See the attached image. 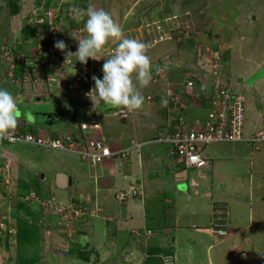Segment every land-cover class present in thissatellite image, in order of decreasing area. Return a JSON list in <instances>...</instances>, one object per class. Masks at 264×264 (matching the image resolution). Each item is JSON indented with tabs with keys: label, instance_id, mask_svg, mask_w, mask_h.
I'll return each mask as SVG.
<instances>
[{
	"label": "rangeland",
	"instance_id": "1",
	"mask_svg": "<svg viewBox=\"0 0 264 264\" xmlns=\"http://www.w3.org/2000/svg\"><path fill=\"white\" fill-rule=\"evenodd\" d=\"M11 1L18 4L19 14L16 17L10 16L12 5L10 6L9 3ZM55 2L59 5L58 8H56V5L53 6ZM46 4H48L47 8H45ZM81 5H85L86 9L89 5L97 9L103 8L122 27L126 37L139 39L151 45L148 55L151 57L153 65L152 82L154 81V85L159 87L163 85L168 86L172 81L177 84L183 83L184 79L198 75L193 70L199 68H202L199 74L206 73L209 75L213 63H217L216 59L221 60L220 64L223 67V72H219L218 79L221 80L222 84H228L231 90L238 91V85H236L238 83L241 84L242 91L246 89L247 93H249L246 97L245 132H256L263 126L264 85H253L252 80L258 76L264 79V0H0V46L2 45V47L6 48L19 47L21 51H17L15 54L23 53V56L26 58L32 56L29 60H32L34 63V65L26 63L27 66H31L35 70H33L34 74L32 78L29 76V70L23 71L26 78L23 90L20 93H17L16 85L11 84L9 77L0 76V82L6 84L2 89L8 90L14 96L20 94V96L28 98L24 100L22 97H19L22 101L20 106L26 112L25 116L21 118L22 120H28V123L34 120L42 128V131H45L48 130L45 128L47 126L46 120L43 119V117L47 118L45 113H50L48 114L50 117L47 119L53 118L52 121L62 116L64 120L59 125L56 123L51 127L48 126V128L56 131L59 135L75 134L77 130V136L79 135L81 130L79 129V122L75 117H78L81 112L78 104L80 101L82 102L83 95L80 94V90L82 92L89 91L91 85L87 80L83 79L76 82L77 76L70 75L72 79H65V74L71 73V70L63 68V66L61 69L64 70V75L61 77L64 78L59 83L61 86L57 87V83L51 82L50 79H43V71L48 72L49 67L45 63L44 65H40L39 62L40 59L50 60V58L49 56L45 57L43 54L45 45H41L40 47L39 42L44 39L48 32L46 29L41 28V24L38 26L34 39L24 40L20 32L23 29L22 26L34 24L40 17H45L48 11L47 15H52L51 20L55 15L59 16L60 21L55 26L57 33L59 29L62 32V29L65 28V32L72 34L76 31L75 35H82L84 37L86 35L84 31L82 34H78V30L84 28V21L78 22L76 19H73L68 11L73 6L81 8ZM161 21H165L166 24L172 23L175 28H179L178 30L182 28L183 31H181L183 33L176 35L172 40L156 44L154 42L156 36L155 25ZM71 22L74 26H72ZM184 33H187L188 36H185ZM112 43H114L113 47H107ZM118 43L119 41L111 40L102 49V52L99 53V61L95 67L98 68L99 65V67H103L105 59L111 57L105 54L112 53L110 55H113ZM40 52L42 56L39 55ZM36 53L38 58L36 57ZM46 55L48 54L46 53ZM57 63L58 61L54 60L49 65L53 70L57 71ZM95 67L93 75L97 71V69L95 71ZM256 69L258 72L250 78L245 76L241 78L242 83L237 80L243 75H250L251 71L254 72ZM100 70L102 71L101 68ZM53 75L57 76V72ZM234 78H236L237 83L235 80L233 81ZM32 79L36 82L34 83ZM157 81L159 82L157 83ZM212 82L210 79L205 80L208 88ZM78 83L80 88L78 87ZM195 83L198 84L196 79ZM75 86L76 90L74 91ZM33 87L37 88V90L33 91ZM170 89L173 90V88ZM51 93L53 94L52 97H62L59 99L57 105L53 103L54 100L49 99ZM32 94L42 95V97H45V100H34L32 97H29ZM96 105V112L103 115V107L101 109L98 103ZM170 107L166 108L165 115L171 114L174 108L173 106ZM191 108L195 110L197 109V105L192 102ZM82 114V122L90 121L89 118L92 117L91 111L85 110ZM115 116L116 123L119 124L125 121L122 117ZM26 121H23L24 125L20 124L18 127L27 128L28 124ZM168 123L169 121L166 120L157 131L155 137L166 136ZM33 133H36L35 129ZM155 144H157V141H154V143L147 141L144 146L153 147ZM161 145L164 150L168 149V145ZM161 147L160 152L163 151ZM245 147L249 149L247 145ZM110 148L114 149L111 146ZM230 148L231 146L228 144L207 145L203 148V156L208 157V159H223L216 164L213 174L217 170L220 177L235 176L234 183L232 184L234 191L236 192L238 189L241 194L242 192L245 193L240 206L242 207L241 217L244 220L240 221V223H242V227H245L248 223L253 224L257 220V218H254L253 209H255L257 214L261 213L257 203L258 200L260 201V195L262 197L264 193L262 189L264 186V179L262 178L264 176L262 177L258 174L260 170L259 166L257 167L255 164L252 168L249 155H247V159H242L241 153L227 155L224 151ZM4 156L13 157V170L15 168L16 170L13 171V178L10 177V180H12L9 184H7L9 181L6 182V179H0V219L1 217H7L4 216L7 209L10 212L13 209L12 214L8 216L11 219H9V222L5 226L9 227L11 224L10 230L12 232L10 235H15V239L11 240L10 235H7L8 232L6 231L0 232V237L5 241L3 244L0 243V264H7V262L3 263L2 261V259L6 258H11V262L8 264H13L14 260L19 257V253L22 259H36V264H143V259L141 260L139 257L142 254V249L149 247L148 244L151 238L138 240L135 235L144 232V229H150L148 227L141 228V224L136 225V223L131 224L130 222L129 225L124 226L122 224L118 227L117 223L120 218L114 217L111 212L115 210L116 214L124 215V207H129L126 204L132 203L134 207L131 208L130 212L131 214L135 213L134 218L140 219L148 204L149 209L157 213L158 218H160L159 220H167L168 222L167 216L169 213L166 206L162 212V206L158 207L159 204H157L156 200L168 197L171 201L178 202L180 201V193H186L187 191L186 181L184 186L176 188V190L170 189L171 185L169 181H166V184L163 182L164 185L162 183L153 185L151 192L154 195H148L145 201L143 195L139 196L141 192L137 195H127L128 186L134 185V180L139 178V174L134 168L130 169V174H125L126 172L122 170L123 163L121 160L105 161L103 164L95 166L81 162L75 154L36 148L21 142L4 147L3 141H0V162L6 161ZM169 161L171 164L174 163L171 159ZM132 164L137 168V164L134 162ZM118 168H121L120 174H118ZM58 172H63L72 179V185L68 189L61 190L55 187L53 179ZM149 173L154 178L162 175L159 177L160 180L163 176H168L166 172L161 174V171L158 170L150 171ZM191 173H198L204 176L211 175L208 174L207 168L192 171ZM94 174L113 178V187L102 189L97 184L100 178H96L95 187L97 188V192L94 193L95 191H93L92 186L89 185V180H91V176ZM249 174H251L252 178L250 188L253 196L251 197L248 196L246 190ZM185 179L187 180L188 178L185 177ZM240 182L241 186L239 185ZM229 184L227 182L225 187H228ZM45 188L53 189L51 192L52 194L54 192V197H50L49 190L42 191ZM136 189L140 191L139 186H136ZM38 191H42L44 194L41 192L39 195L37 194ZM28 192L29 195H27ZM30 193L33 194L30 195ZM36 194L38 195V200H36ZM121 194H124L123 198H119ZM26 195L28 200L22 202L23 200L21 201L19 198L25 199ZM210 195L215 201L217 200L215 195L211 193ZM220 196L222 198L221 201L228 204L227 206L230 208L228 194L221 191ZM179 203L184 204L182 201ZM191 203L192 205L188 208L187 212H182L181 219L183 220V224L189 222L187 219H190L189 213L194 210V206L198 213H200L201 209H207L209 201L205 202L195 198L194 202ZM23 205L33 211L32 217L26 215L28 208L22 207ZM69 205H72L74 208L78 206L77 209L81 213L77 218H74L70 213H66L67 218H62L64 210ZM201 214L197 215L205 220L203 226H207L209 217L202 211ZM70 217L72 218L70 219ZM19 218H25L29 222L33 218L40 225L35 229L28 226L24 228L30 231L26 239L29 238L31 232L34 233V236L31 237V239L34 237L31 244L19 243L20 231L17 229L19 228ZM237 223L240 224L239 222ZM115 225L118 227V230L128 229L125 233L123 231L116 232L117 234L114 233V236H111L107 232H113ZM258 225L259 227L245 228L244 234L240 233L233 236L235 237L232 239L234 243L230 244L233 248L230 253L233 255L230 258L225 257L221 253L226 244H228L230 238V236L227 237L228 234L225 237L222 236L223 238L212 235L213 238L206 237V241H194L190 237L191 240H187V243L182 244L180 249H176L177 257H179L175 259L173 264H208L207 257L216 260L211 259V264H264V258H262L264 256V239H262L264 228L261 226L260 219ZM150 226L155 225L151 224ZM235 226L232 218L230 220V215L229 217L227 216L225 227L229 233L230 229L231 233L234 232V228L237 229ZM261 227L262 232L260 230ZM94 233L99 239L94 237ZM158 233H161L162 237L163 234L165 235L162 230L161 232L151 230L148 236L159 237ZM242 236L247 237L248 244L244 245V243L238 241V238ZM2 238H0V241ZM26 239L24 236L22 237V241ZM153 242L155 243V241ZM158 243L161 244L163 241L156 242V244ZM216 243L219 244L207 250V247L210 246L209 244ZM130 245L138 247L140 252H136L137 255L135 254L134 261H131V258L126 256L129 252L131 253L132 246ZM90 247H93V253L89 257L85 256L82 250H89ZM214 248L221 251L217 256L218 259H216L217 257L213 253ZM144 253L141 257L144 256ZM79 256L88 260L83 261ZM132 259L134 258L132 257ZM129 260L130 262H127ZM164 264H166L165 259Z\"/></svg>",
	"mask_w": 264,
	"mask_h": 264
},
{
	"label": "built area",
	"instance_id": "2",
	"mask_svg": "<svg viewBox=\"0 0 264 264\" xmlns=\"http://www.w3.org/2000/svg\"><path fill=\"white\" fill-rule=\"evenodd\" d=\"M47 12L45 17H40L39 20L34 22V24L45 25L48 21L49 25L48 35L46 39L39 42V46L41 47V45H45V48H43V54L45 57L49 56L50 60L40 59L39 64L44 65L45 63L49 68H52L49 63L51 64L52 61L57 60L58 62L71 66L77 73L76 82H79L81 79L87 80L91 85V89H93V69L99 61V53L97 56L98 60L89 59L87 64L78 62L75 57H71L65 62V53L54 47L55 42L63 40L67 45V50L75 53L78 48L79 39L77 37H68L64 35V33H57L53 22L57 20L58 15H55L51 20L52 15L48 16L47 14L49 12ZM155 29L156 36L154 42L156 44L172 40L176 35L183 33L182 28L178 30L179 28H175L172 23L166 24L165 21L156 24ZM81 31L82 30L80 29L78 33H81ZM184 35L188 36L187 33H184ZM15 53L16 52H13L11 48L2 47V45L0 46V68L6 69V76L11 80V84L18 85V81L12 79L14 70L18 65L27 66V62L30 64L32 63L33 65L34 63L32 60H29L32 56L26 58L23 56V53ZM46 53L48 55H46ZM39 55L42 56L41 52ZM216 61L217 63H213L209 75L206 73L199 74V71H201L202 68L195 69L193 71L198 75L184 79L183 83L177 84V86L167 95L174 108L171 112L173 115L178 114L179 110L189 111L191 109V106H188L187 104L191 99L188 100L187 97L196 99V102H198L197 109L199 110V113L193 116L189 114L191 118L189 117L186 120L181 117L177 123L169 121L166 129V136L155 137V139L150 141V143L157 141L158 144L168 145L169 155L175 160V163L182 166L185 170H200L207 168L208 161L203 156V148L211 144L244 143L251 148L252 152L264 153V124L256 132H245L246 97L243 94L234 93L231 89L227 88L225 84H222L221 80L218 79V76L219 72H222L223 67L220 64L221 60L216 59ZM28 67L35 70L31 66H27L24 68V71H27ZM195 79L198 84L195 83ZM207 79L213 81L209 88L205 84V80ZM90 90L81 92L83 95L81 103L83 107L81 108L84 112L85 110L91 111L92 117L89 118L90 121L87 120L79 123V129L81 131L78 136L77 130L75 134L69 133L64 135L44 134L42 129H38L36 133H22L16 130L10 139L3 140L4 147L16 142H21L36 148L55 150L72 155L75 154L82 162L95 166L101 165L105 161H127L133 150H140L147 142L133 143L131 146L123 149H111L100 129L99 113L96 112L97 105L95 99H91L88 95ZM148 100H150V98H148ZM192 102L195 101L191 100V103ZM129 113L132 112H129L124 108H118L115 111L114 116L118 115L124 118L127 117ZM4 158L6 161L0 162V179H6V182L9 181L7 184H9L12 180H10V177L13 178V162L7 157ZM262 189L264 191V186ZM29 192L27 195H29ZM31 194L33 193H30V195ZM126 194L136 195V187L134 185L130 186ZM27 195L23 201L28 200ZM262 195L264 202V193ZM123 196L124 194H121L119 198H123ZM36 200H38V195ZM77 208H74L72 205L67 206L62 218H67L66 213H70L74 218H77L81 213ZM4 216L7 217H1L0 219V232L6 231L11 233L12 231L5 226L9 221V215L6 213ZM71 218L72 217H70V219ZM223 223H226L225 217H221L214 221V229L209 230V232L212 235L215 234L219 237H225L228 234V229L226 230L225 224ZM146 230L147 229H144V232L135 235L137 236V239L148 238L151 230ZM0 242L3 243V238Z\"/></svg>",
	"mask_w": 264,
	"mask_h": 264
},
{
	"label": "crops",
	"instance_id": "3",
	"mask_svg": "<svg viewBox=\"0 0 264 264\" xmlns=\"http://www.w3.org/2000/svg\"><path fill=\"white\" fill-rule=\"evenodd\" d=\"M72 26H74L73 23H72ZM82 33H79V34H82ZM75 34H76V31H74L70 35L76 36L79 40L81 38H83L82 35H75ZM17 40H18V38H17ZM113 44L114 43L109 44V46H107V47L111 48V47H113ZM110 54H112V53L105 54V55L112 56ZM99 66H98V68L95 67V71H96V69H97V71L95 72L94 76L99 77V78L101 77V79H102L103 78V71H101L100 68L102 69L103 67H99ZM222 72H223V69H222ZM256 72H258L257 69L254 72L251 71L250 75H243L237 80L240 83H242L241 78H244V76L247 78H250L252 75L256 74ZM1 75H2V73L0 72V76ZM234 80L237 83L236 78H234L233 81ZM153 82L151 80L150 84L147 87L139 89L140 92L142 93V95L146 99L144 107L141 110L132 111V113H129L127 115V117L123 118L125 121L120 120V121H124L123 123L118 124L115 122L116 116H114V113L118 108L112 107L110 105H105L103 103H99V105L101 106V109L103 107V109H102L103 115H100V113H99L100 129L102 131L103 136L107 140L108 144L111 147H113L114 149L127 148V147L131 146L133 143H146L147 141H152L153 139H155L157 131L159 130V128L161 126H163V124L166 122V120L170 121L172 119V117H173L172 113L170 115H165L166 108L172 106V103H170V98L167 95L169 92H171L170 88H174V86H177V83H174L172 81L171 84L168 86L163 85V86L159 87L157 85H154L155 82L154 83ZM158 82L159 81H157V83ZM2 83L3 82H0V85H1L0 89L4 88V86L6 85V84H2ZM93 83H94V81H93ZM252 83H253V85L257 84L258 86H261L262 84L264 85V79H262L261 76H258V77L254 78V81ZM236 85H238V88H237L238 91H235V90H231V91H233L234 93H237V94H243L245 97H247L249 95V93H247L246 89L243 91L241 90V84L237 83ZM94 87H95V84H94ZM226 87L229 88V85L226 84ZM17 93H19L18 88H17ZM16 96L20 97V94L19 95L17 94ZM22 98L26 99L27 97L22 96ZM148 98H150V100H148ZM162 101H166V103H163ZM53 103L55 105L58 104L57 100H54ZM79 109L81 110V112H80L79 116L75 117V118H77V121L80 123V122H82L81 119L83 117V114H82L83 109L80 108V106H79ZM192 112H194L197 115L199 113V110L195 109V110H192ZM24 113H26V112H24ZM45 114L47 116L50 113H45ZM85 118H86V116H85ZM74 122H75V119H74ZM26 123L28 124L27 128H30L33 130L35 129L36 132L38 131V129H42L37 124V122H35L34 120L30 121V123H28V121H26ZM22 125H24V124H22ZM46 125L47 126H45V128L48 130L43 131V133H47V134H51V135H59L58 133H56V131H53L50 128H48V126L51 127L53 124H47L46 123ZM243 144L244 143L228 144L229 146H231V148L224 151V152L227 153V155H231L234 153H236V154L241 153L240 155H241L242 159H247V155H249V159H250L252 168L255 164L257 167L259 166L260 170H259L258 174L263 177L264 176V153L261 152V153L255 154L252 152V150L250 149V147L247 144L246 145L249 147L250 150L246 149V147H245L246 145H243ZM161 146H162L161 144L157 143L153 147H146V145L145 146L143 145L140 150H133L129 159L127 161L122 162L123 163V169L122 170H123V172H126L125 174H130L131 173L130 169L134 168V170H136V172L139 174V178L135 179L133 184L135 186L140 187L141 193L139 196L141 197L143 195L144 201L147 200L148 195L149 196L154 195L151 191L153 189V185H155V184H157V185L160 183L163 184V182L166 184V181H169V183L171 185L170 189L173 188L176 190V188L184 186L185 181L187 182V184H186L187 185V191H186V193H180V201L173 202L168 197H165L163 199L160 198V199L156 200V202H158L157 204H159L158 207L162 206V211H163V208L166 206V209L169 213L167 217H168V224L170 226H169V228H165L164 231L162 230L165 233V239H162L163 243H165V240H166V242L169 243L173 249L172 254H170L171 255L170 257L165 256V258H170V259H168L169 262L167 261V264H173L175 262V259L179 257V256L177 257L176 249L177 248L180 249L182 247V244L187 243V240H191V238H193L192 240H194V241H196V240L206 241V237L213 238L211 235H209V226L208 225L210 224L211 221H216L221 217L226 218L227 216L229 217V215H230V220L232 218V222L234 223V225H236L235 227L237 229L234 228L233 229L234 232L231 233V229L229 228L230 233L228 231L227 237L230 236V238L228 240V244H226V247L224 248V250L222 252L220 251V249L214 248L213 253L216 257L221 252L223 255H225V257L230 258V256L233 255L232 253H230V251L233 250L232 245H230V244L234 243L232 241V239H234L235 237H233V236L234 235L236 236L237 234H240V233L244 234L245 228L249 229V228H252L255 226L259 227V225H258L259 219L262 223L261 226L264 228V224H263V222H264L263 195H262V197L260 195V201L258 200V203H257L258 206L260 207L261 213L259 212L257 214L255 212V209H253V211H252L255 214L254 218H257V220L253 224L248 223L247 226L242 227V223H240V221H244V220L241 217V208L242 207H240V206L242 203L241 200H243L245 193L242 192V194H241L238 189L236 192L234 191L232 184L234 183L233 180H234L235 176L229 175V176L220 177L217 170H215V174H213L214 168H216V164L221 162L223 159H217V158L208 159V157L207 158L205 157L208 161V167H207L208 174H211V175L210 176H208V175L204 176V175H201L198 173L192 174L191 173L192 171H197V170H185L182 166L177 165V163L171 164V162L169 161V159H171V157H169V155L167 156V153H168L167 150L168 149L164 150V148H162ZM160 147L162 148L161 150H163L161 152H160ZM145 148H147V149H145ZM4 157H6V156H4ZM7 158H9L14 163L12 156L7 157ZM133 162L135 164H137V168L132 164ZM15 164H17V163L15 162ZM18 167H19V165L17 166V169H18ZM14 170H16V168ZM154 170L161 171V174L163 172H166V174L168 176H166V177L163 176L161 178V180L159 177H161L162 175L157 177V178H154L149 173L150 171H154ZM117 171H118V174H120L121 168H118ZM57 174H64V173L58 172L55 174V176ZM64 175H66V174H64ZM66 176L68 177V175H66ZM101 177H105V176H102V175L99 176V175L94 174L93 176H91V180H89V185L92 186L93 191H95L94 193L97 192V188L95 187V184H96L95 181ZM106 177H108V176H106ZM185 177L188 179L186 180ZM109 178H111V177H109ZM111 179L113 180V178H111ZM251 179H252L251 174H249L248 180L246 182V190H247V194L249 197L253 196L252 190L250 188L251 184H252ZM262 179H264V178H262ZM53 180H54V184H55V177ZM71 181H72V179H71ZM227 182L230 183L231 185L229 184L228 187H225ZM71 185H72V183H71ZM113 185H114V180L112 183V187H113ZM239 185L240 186L242 185L241 182ZM130 186H132V185H130ZM130 186H128V189ZM55 187H56V185H55ZM56 188L59 189L58 187H56ZM66 189H68V188H66ZM66 189H61V190H66ZM128 189L126 192H128ZM47 190L50 191V197L51 196L54 197V192H53V194L51 192V191H53V189H50V188L49 189L45 188V190L42 189V191H44V192ZM42 191H40V192H42ZM221 191L226 192L228 194V196L230 198V200L228 201L230 208H228V206H227L228 204L221 201L222 200V198L220 196ZM209 192L216 196V199H217L216 201L214 200L213 197H211ZM195 198H197L198 200H201V201H205V202L209 201V204H208L209 208L207 207V209H201V211L206 213V215L209 217V222H208L207 226H203V224H205V220L202 217L201 218L199 217V215H202L201 211H200V213H198V211L194 205H193L194 210L190 211V213H189L190 219H187V220H189V222H187L185 224L182 223L183 220L181 219V216L183 215V213L187 212L188 208L192 205L191 202H194ZM19 199L21 201L23 200L22 198H19ZM181 201L184 204L179 203ZM22 202H24V201H22ZM126 205L129 207H124V209H125L124 215L116 214L115 210H113L111 212V214H113L114 217H117L118 219L120 218V220H118V223H117L118 227L121 226L122 224L124 226L129 225V222H130L131 224L136 223V225L141 224V226H142L141 228H143V227L146 228V227H148V223L150 225L151 224L156 225L154 222V219L156 220V222L160 221L159 220L160 218H158L157 213H155L153 210L151 211V209H149V207H148V204L145 207L144 214H141L142 216L140 219L134 218L135 213L131 214L130 210H131V208L134 207L132 205V203L129 205L128 204H126ZM11 211L13 212V209ZM132 211L135 212L133 209H132ZM262 211H263V213H262ZM12 212L8 211V209L6 211V213H8V215H11ZM147 214L149 215L148 218H147ZM197 214H199V215H197ZM235 219H236V222H239L241 224V226L238 223L236 224ZM223 224H225V223H223ZM117 226L115 225V229L113 232L109 231L107 233H109V235L111 234V236L112 235L114 236V233L117 234L116 232H122V231L125 233L126 230L128 229L127 228L125 230L124 229L118 230ZM181 227H182V230H181ZM262 227L260 229L261 232H262ZM163 236H164V234H163ZM94 237L96 239H99V237L95 236V233H94ZM168 237H170V238H168ZM262 239H264V235H263ZM238 241L244 243V245L249 243L246 236H242L241 238H238ZM217 244H219V243L209 244L210 246L207 247V250L210 247L212 248V246H216ZM130 246H132L131 253L129 252L130 255L128 254L126 256H129L131 258V261H134L135 260V254H136V252L137 253L139 252V249H138V247H133L134 245H130ZM92 248L93 247H90L89 249H92ZM145 251H146V249L143 248L141 251L142 254H140V257L143 255V253ZM144 255H145V253H144ZM236 256H238V255H236ZM132 257L134 259H132ZM140 257H139V259H141V260L144 258V256L141 258ZM207 258H208V260H207L208 264H211V259L216 261L213 258H211V259L209 257H207ZM262 258H264V256H262ZM209 259H210V261H209ZM216 259H218V257ZM127 262H130V260Z\"/></svg>",
	"mask_w": 264,
	"mask_h": 264
},
{
	"label": "clouds",
	"instance_id": "4",
	"mask_svg": "<svg viewBox=\"0 0 264 264\" xmlns=\"http://www.w3.org/2000/svg\"><path fill=\"white\" fill-rule=\"evenodd\" d=\"M68 11L73 19L78 22L84 21V28L80 29L82 30L81 33L84 31L86 35L78 41V48L75 53L67 50V45L63 40L55 42L54 47L65 53V62L71 57L77 58L78 62L82 64H87L89 59L98 60V53L111 40L119 41L114 54L105 59L102 68L103 78L92 77L95 87L90 90L88 95L91 99L94 98L98 104L103 103L115 108H125L129 112L141 110L145 104V97L139 89L147 87L152 80L153 65L151 57L148 55L151 45L139 39L126 37L122 27L103 8L97 9L89 5L85 10L73 6ZM56 24L54 25L56 26ZM41 28L48 32L46 24ZM63 30L65 29L60 32L61 29H59V34L64 33L68 37H76ZM162 102L166 103V101ZM21 104L22 101L19 97L14 96L6 89H0V141L10 139L16 131L20 119L25 116ZM140 192L137 191V194ZM10 227L11 224L8 227L9 230ZM10 234L7 233V235ZM14 236L10 235V239L12 240ZM7 259H2L3 263H10ZM168 259L170 258H165L166 264Z\"/></svg>",
	"mask_w": 264,
	"mask_h": 264
},
{
	"label": "trees",
	"instance_id": "5",
	"mask_svg": "<svg viewBox=\"0 0 264 264\" xmlns=\"http://www.w3.org/2000/svg\"><path fill=\"white\" fill-rule=\"evenodd\" d=\"M49 4V3H48ZM48 4H46L45 5V8H47L48 7ZM9 5L12 7L11 9V17H16L17 16V14H19L18 13V4H16V2H10L9 3ZM56 5V8H58V4L55 2L54 3V5L53 6H55ZM81 8L82 9H86V6L85 5H81ZM58 21H60V19L58 18L56 21H54L53 22V24H56ZM24 22V21H23ZM25 23V22H24ZM26 24H27V22H26ZM46 24V26H47V28H49V25H48V21L45 23ZM38 26H40L39 24H32V25H27V26H22V31L20 32V35L22 34V36H23V39L24 40H27V39H34L35 37H36V32L38 31ZM43 25H41V27H42ZM63 31H65V30H63ZM11 50H13V52H17V51H21V49L19 48V47H15V48H11ZM63 66V68L65 67V68H67V69H70L71 70V73H68V74H65V79H69V78H71L72 79V77L71 76H77V73H76V70L75 69H73L71 66H68V65H65L64 63H62V62H58L57 63V71H55V70H53V68H49V73L48 72H45V71H43V73H44V78L43 79H50V81L51 82H56L57 84H56V86L57 87H59V86H61V85H59V83L61 82V79H63L64 77H61L62 75H64V70H62L61 69V67ZM25 67H27L26 65H18V67L14 70V73H13V77H12V79L14 80V81H19L18 83V85H16V88H18V90H19V93L20 92H22V90H23V86H24V82H25V78H26V75H24V73H23V71H24V68ZM29 71H30V73H29V76H31V78H32V76H33V74H34V72H33V69L32 68H30V67H28L27 68ZM55 71V72H54ZM0 72L2 73V75L3 76H6L7 75V71H6V69H3V68H0ZM57 72V76H54L53 74L54 73H56ZM52 73V74H51ZM60 74V75H59ZM45 75H46V77H45ZM71 75V76H70ZM94 76V75H93ZM5 78H8V77H5ZM33 80V79H32ZM65 81V80H64ZM252 81H254V80H252ZM33 82L35 83L36 81L35 80H33ZM73 83V82H72ZM67 85H68V82H67ZM78 87H79V83H78ZM80 88V87H79ZM32 90L33 91H36L37 90V88H32ZM74 91L76 90V86L74 87V89H73ZM50 92V91H49ZM81 92H82V90H80V94H81ZM38 93H40V92H38ZM80 94H79V96H80ZM16 96V95H15ZM53 96V94L51 93L50 95H49V99H52V100H57V103H59V99L60 98H62L61 96H58V97H52ZM78 96V97H79ZM20 97H22V96H20ZM30 97H32L34 100H40V99H43V100H45V97H42V95H37V94H32V95H30ZM187 97V96H186ZM188 98V100H194L195 102V104L197 105V107H198V102H196V99H194V98H189V97H187ZM28 98H26V99H24V100H27ZM191 100H190V102H187V104H188V106L190 105H192V103H191ZM82 102L80 101L79 102V104H78V106H81V107H83L82 106V104H81ZM23 111H24V109H22ZM192 108L188 111V110H179V112H178V114H174L173 115V117H172V119L170 120V121H172L173 123H177L178 122V120H179V118H181V117H183V118H185V120L187 119V118H189L190 117V115L189 114H191V115H196L194 112H192ZM57 116V115H56ZM23 118V117H22ZM53 118H50V120H52ZM66 119V118H65ZM21 121H20V123L18 124V125H20V124H23L24 122L23 121H26V120H22V119H20ZM62 120H64V118L61 116V117H58V118H56L55 119V121H57L56 123L58 124V123H60V122H62ZM28 121V120H27ZM66 121H68V120H66ZM69 122V121H68ZM69 123H71V122H69ZM70 125H73V124H70ZM17 131H20V132H22V133H33V129H30V128H19V127H17V129H16ZM168 151V150H167ZM169 155V153H167V156ZM169 157H171L170 155H169ZM171 160L175 163V160L174 159H172V157H171ZM176 164V163H175ZM177 165H179V164H177ZM40 191H38L37 192V194H39L40 195ZM22 207H24V208H28L27 209V216H30V217H32V210H30L29 209V207H27V206H25V205H23ZM163 212V211H162ZM148 213V212H147ZM148 214H147V218H148ZM216 217V216H215ZM219 218V217H218ZM220 219V218H219ZM154 222H155V226H150V224L148 223V228L150 229V230H152V231H160L161 232V230H165V228H169V224H168V222H167V220H160L159 222H156V220L154 219ZM211 224H210V226H209V230H212V229H214L213 228V223H214V221H211L210 222ZM18 225H19V228H17L19 231H20V236H19V243L20 244H24V243H26V244H31L32 243V241L34 240V237L31 239V237L32 236H34V233L33 232H31V234H30V236H29V238L28 239H26V237L28 236V233L30 232L29 230H26V229H24L26 226H28V227H34L33 229H35V228H37V227H39L40 225L37 223V222H35V220L32 218L31 219V221L29 222V220L27 221V219H25V218H19L18 219ZM30 229V228H29ZM226 230H227V228H226ZM158 235H159V237L158 236H155V237H152V236H149V238H151L150 240H149V247H147L146 248V251H145V255H144V258H143V264H164V258H165V256H167V257H170L171 255L170 254H172V247H171V245L169 244V243H167L166 242V240H165V243H158V244H156V242H159V241H163V240H161V239H165V235L162 237V234L161 233H158ZM209 235H211L212 236V234L211 233H209ZM25 237V239L26 240H23L22 241V237ZM213 236H216L215 234H213ZM161 238V239H160ZM168 238H170V237H168ZM140 239H142V238H139L138 240H140ZM146 239V238H145ZM159 239V240H158ZM147 240V239H146ZM152 241V242H151ZM153 241H155V243L153 242ZM156 244V245H155ZM146 245V244H145ZM80 251V250H79ZM83 251V253H84V255L85 256H88L89 257V255H91V253H93V251H92V249H89V250H82ZM81 251V252H82ZM82 256H84L83 254H81ZM19 257H17V259L16 260H14V262H13V264H36V259H31V260H28V259H22L21 257V254L19 253V255H18ZM97 256V255H96ZM96 256L94 257V262H95V259H96ZM164 256V257H163ZM80 258H82L83 259V261H87L88 259L87 258H84V257H81V256H79ZM87 259V260H86ZM7 261H9V262H11V258H8L7 259Z\"/></svg>",
	"mask_w": 264,
	"mask_h": 264
},
{
	"label": "water",
	"instance_id": "6",
	"mask_svg": "<svg viewBox=\"0 0 264 264\" xmlns=\"http://www.w3.org/2000/svg\"><path fill=\"white\" fill-rule=\"evenodd\" d=\"M47 117L49 118L50 116L47 115ZM71 183H72L71 178L70 177H67L64 174H57L55 176V185L59 189H66L69 186H71ZM112 183H113V181L109 177H101L99 179V181H98V185L102 189H109L110 187H112Z\"/></svg>",
	"mask_w": 264,
	"mask_h": 264
},
{
	"label": "flooded vegetation",
	"instance_id": "7",
	"mask_svg": "<svg viewBox=\"0 0 264 264\" xmlns=\"http://www.w3.org/2000/svg\"><path fill=\"white\" fill-rule=\"evenodd\" d=\"M43 119L46 120V123H47V124H56L55 120H54V121H52V120H50V119L48 120L47 118H44V117H43Z\"/></svg>",
	"mask_w": 264,
	"mask_h": 264
}]
</instances>
